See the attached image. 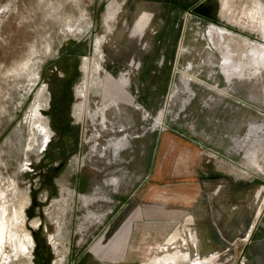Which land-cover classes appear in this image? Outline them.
Listing matches in <instances>:
<instances>
[{"label":"rangeland","instance_id":"rangeland-1","mask_svg":"<svg viewBox=\"0 0 264 264\" xmlns=\"http://www.w3.org/2000/svg\"><path fill=\"white\" fill-rule=\"evenodd\" d=\"M262 2L0 0V264H264Z\"/></svg>","mask_w":264,"mask_h":264},{"label":"flooded vegetation","instance_id":"flooded-vegetation-1","mask_svg":"<svg viewBox=\"0 0 264 264\" xmlns=\"http://www.w3.org/2000/svg\"><path fill=\"white\" fill-rule=\"evenodd\" d=\"M200 9H202V13L206 17V19H208L209 21L215 22L213 6L210 7L209 4L206 3L205 5H202V8H200ZM192 13H193V11H192ZM125 22L123 21V23H125ZM129 23H131V21ZM127 24L128 23H126L125 25L122 26V30L121 31H117L116 32V37H114V36L112 37L113 39H118L117 42H120L118 44H123L124 43V39L120 37V34L123 31V27H126ZM133 28H135L134 25H132L130 27V34H131V32H133Z\"/></svg>","mask_w":264,"mask_h":264},{"label":"crops","instance_id":"crops-1","mask_svg":"<svg viewBox=\"0 0 264 264\" xmlns=\"http://www.w3.org/2000/svg\"><path fill=\"white\" fill-rule=\"evenodd\" d=\"M262 1L264 2V0H262ZM263 2H262V3H263ZM263 4H264V3H263ZM163 144H164V143H163ZM163 148H166L165 145H163ZM205 180L209 182L208 179H205ZM208 182H206V183H208ZM208 184H209V183H208ZM201 200L203 201V198H201ZM201 200H200V201H201ZM200 206H201V202H200ZM227 212H228V211H227ZM229 216H230L229 218L232 219V213H229ZM212 235L214 236V234H212Z\"/></svg>","mask_w":264,"mask_h":264},{"label":"bare ground","instance_id":"bare-ground-1","mask_svg":"<svg viewBox=\"0 0 264 264\" xmlns=\"http://www.w3.org/2000/svg\"><path fill=\"white\" fill-rule=\"evenodd\" d=\"M112 43H113V42H112ZM257 46H258V45H257ZM260 49H261V48H260ZM253 50H254V49H253ZM261 50H262V49H261ZM261 50H260V51H261ZM259 56L261 57V55H258V57H259ZM262 56L264 57V51H263V53H262ZM261 58H262V57H261ZM261 60H262V59H261ZM262 63H263V62H262ZM238 66H239V65H238ZM238 66H236V67H238ZM242 66H243V65H242ZM249 149H250V148H249Z\"/></svg>","mask_w":264,"mask_h":264}]
</instances>
